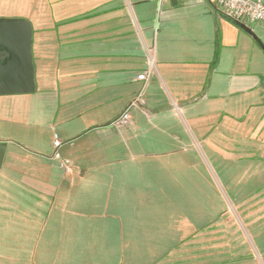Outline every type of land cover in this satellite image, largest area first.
Wrapping results in <instances>:
<instances>
[{"label": "crops", "instance_id": "obj_1", "mask_svg": "<svg viewBox=\"0 0 264 264\" xmlns=\"http://www.w3.org/2000/svg\"><path fill=\"white\" fill-rule=\"evenodd\" d=\"M0 18L31 22L36 80L33 93L0 95V109L16 102L43 128V138L7 145L0 166V264L165 257L155 246L144 255L139 236L160 245L177 238L175 248L198 256L219 232L181 216L202 209L189 149L196 154L204 129L224 124L218 117L232 112V94L258 93L252 107L263 114L261 154L248 142L232 150L252 170L232 192L264 197V56L262 69L236 72L242 41L254 52L252 38L264 45V23L234 21L210 0H0ZM142 90L144 104L116 125ZM55 136L69 172L53 157Z\"/></svg>", "mask_w": 264, "mask_h": 264}, {"label": "rangeland", "instance_id": "obj_2", "mask_svg": "<svg viewBox=\"0 0 264 264\" xmlns=\"http://www.w3.org/2000/svg\"><path fill=\"white\" fill-rule=\"evenodd\" d=\"M252 40L257 48L255 52L250 48L248 41L240 43V47L237 50V73L252 69H262V66L258 65V59L264 56V45L259 38L254 37ZM257 94L249 92L232 94V112L221 113L218 117L219 121L224 124L219 128L204 129V132H208L209 136L206 144H203L201 148L196 147V154H192V149H189L188 176L193 180L195 172V174H199L200 184L203 181V188L202 190L199 189L202 209L183 210L181 216L183 215L190 220L199 219V222L203 220L205 225L213 224L211 227L216 225L215 229L218 230V235L215 236V239H212L211 235L206 236L205 249L200 251L198 256L196 249L189 250L185 254L186 251L184 253L183 246L175 248L179 242L176 240L177 238L172 241L168 238H163L168 240L160 245V241H156V239L146 241L143 236H139L138 247L144 255L146 251L151 253V246H155L156 254L163 252V250L167 251L164 258L154 260V263L264 264L263 194L258 193L251 197L250 193L244 191L239 194H233L232 192V187L236 181L244 180L240 174L250 170V166H247L245 162L239 161L238 158L242 154H232L233 148L245 147L247 146L245 142H248V145L254 151L258 150L260 153L263 150L260 145L262 140L261 128L263 127L261 125V117L263 114L258 108L252 107V103L255 102L254 99H260ZM28 104L29 106L25 107H28L29 110L32 108L35 113L37 110L35 101L32 105L31 102ZM7 105L9 108L6 109L5 106ZM2 106L3 108L0 109V166L3 163L7 145L10 149L11 144L16 139L26 141L29 138L34 141L42 137L43 132V128L35 115L34 117L27 116L25 109H23L22 113L21 107L16 102L12 105L4 103ZM25 107L23 106V108ZM200 176H202V179H200ZM241 187L244 188L246 186L242 185ZM235 195L238 197L242 196L241 198L243 199L239 198L240 201L237 202ZM193 196L194 194H189L188 198H193ZM158 211L156 210V213ZM172 211L175 213V217H180L179 213H177L178 210ZM172 236L174 237L175 235ZM232 247L237 249L233 255ZM202 253L203 256H201ZM152 259V256L126 257L125 261H127V264H130L131 261H135V264H146V261L152 263Z\"/></svg>", "mask_w": 264, "mask_h": 264}, {"label": "water", "instance_id": "obj_3", "mask_svg": "<svg viewBox=\"0 0 264 264\" xmlns=\"http://www.w3.org/2000/svg\"><path fill=\"white\" fill-rule=\"evenodd\" d=\"M33 27L26 18H0V95L36 91Z\"/></svg>", "mask_w": 264, "mask_h": 264}, {"label": "built area", "instance_id": "obj_4", "mask_svg": "<svg viewBox=\"0 0 264 264\" xmlns=\"http://www.w3.org/2000/svg\"><path fill=\"white\" fill-rule=\"evenodd\" d=\"M166 0H158L159 6L165 2ZM188 1V0H184ZM213 2L218 12L234 21L246 20L251 23L254 22H262L264 23V0H210ZM152 65H149V68L138 74L137 78L139 80L147 81L151 72ZM143 90L139 92V94L131 101L125 112L119 116L114 123L118 126L125 125L128 123L130 119V109L135 106H142L144 104L143 98ZM63 142L55 136L54 139V158L60 161V166L65 170V172H69L72 167L71 160L64 158L62 153L60 152V148L62 147Z\"/></svg>", "mask_w": 264, "mask_h": 264}]
</instances>
